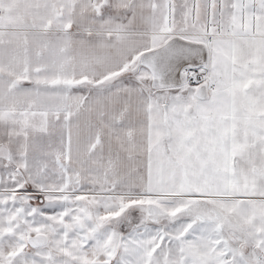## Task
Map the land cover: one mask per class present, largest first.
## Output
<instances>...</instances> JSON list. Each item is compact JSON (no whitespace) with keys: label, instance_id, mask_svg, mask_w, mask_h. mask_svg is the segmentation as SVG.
I'll list each match as a JSON object with an SVG mask.
<instances>
[{"label":"snow or ice","instance_id":"snow-or-ice-1","mask_svg":"<svg viewBox=\"0 0 264 264\" xmlns=\"http://www.w3.org/2000/svg\"><path fill=\"white\" fill-rule=\"evenodd\" d=\"M0 264H264V0H0Z\"/></svg>","mask_w":264,"mask_h":264}]
</instances>
